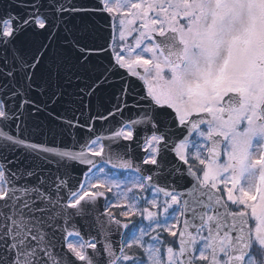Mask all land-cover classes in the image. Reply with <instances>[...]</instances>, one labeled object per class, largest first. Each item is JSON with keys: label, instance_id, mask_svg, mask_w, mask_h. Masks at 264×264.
Returning a JSON list of instances; mask_svg holds the SVG:
<instances>
[{"label": "snow or ice", "instance_id": "1", "mask_svg": "<svg viewBox=\"0 0 264 264\" xmlns=\"http://www.w3.org/2000/svg\"><path fill=\"white\" fill-rule=\"evenodd\" d=\"M0 264H264V0H0Z\"/></svg>", "mask_w": 264, "mask_h": 264}, {"label": "water", "instance_id": "2", "mask_svg": "<svg viewBox=\"0 0 264 264\" xmlns=\"http://www.w3.org/2000/svg\"><path fill=\"white\" fill-rule=\"evenodd\" d=\"M99 24L103 28L104 33L107 35L110 30L107 28V26L103 25V22L102 21L99 22ZM101 42H103V41H101ZM34 138L40 139V140H43L44 139V137L41 136L39 133H36ZM57 143H59V141H57Z\"/></svg>", "mask_w": 264, "mask_h": 264}, {"label": "flooded vegetation", "instance_id": "3", "mask_svg": "<svg viewBox=\"0 0 264 264\" xmlns=\"http://www.w3.org/2000/svg\"><path fill=\"white\" fill-rule=\"evenodd\" d=\"M115 211H119V209H116ZM123 219V218H122Z\"/></svg>", "mask_w": 264, "mask_h": 264}]
</instances>
